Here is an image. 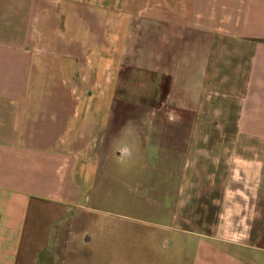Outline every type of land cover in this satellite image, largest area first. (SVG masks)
<instances>
[{
  "label": "crops",
  "instance_id": "0c3cea01",
  "mask_svg": "<svg viewBox=\"0 0 264 264\" xmlns=\"http://www.w3.org/2000/svg\"><path fill=\"white\" fill-rule=\"evenodd\" d=\"M133 2L0 0V264H40L84 194L85 157L106 152L110 80L126 65L159 77L169 112L153 120L166 122L167 149L175 139L198 160L217 155L207 168L224 187L223 208L181 264H264V213L255 211L264 185V0H169L140 19L127 61L112 42L124 19L110 11ZM212 138L219 144L208 145ZM237 138L260 146L234 156Z\"/></svg>",
  "mask_w": 264,
  "mask_h": 264
},
{
  "label": "rangeland",
  "instance_id": "374dc122",
  "mask_svg": "<svg viewBox=\"0 0 264 264\" xmlns=\"http://www.w3.org/2000/svg\"><path fill=\"white\" fill-rule=\"evenodd\" d=\"M168 2L134 0L132 8L110 11L119 22L124 19L112 42L125 47V59L134 52L140 19L163 10ZM143 5L146 11L136 10ZM158 79L130 65L111 78L109 133L102 148L106 152L98 161L96 155L85 157L90 177L84 194L52 235L40 264H181L193 257L200 232L217 223L224 187L213 184L214 170L207 168L217 155L198 160L189 145L175 139L172 143L169 139L167 149L161 134L166 122L153 120L169 112ZM173 124L180 128V123ZM185 124L188 129L196 127L190 121ZM219 140L206 143L218 145L214 143ZM229 140L238 149L234 156H243L239 154L243 145L260 146L256 139ZM259 155L264 158V153ZM259 189L258 216L264 213V185Z\"/></svg>",
  "mask_w": 264,
  "mask_h": 264
}]
</instances>
